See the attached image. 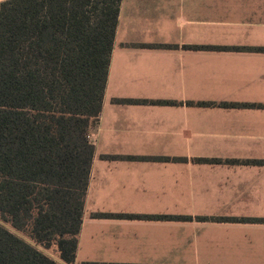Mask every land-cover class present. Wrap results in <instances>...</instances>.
Returning <instances> with one entry per match:
<instances>
[{
  "label": "crops",
  "instance_id": "obj_1",
  "mask_svg": "<svg viewBox=\"0 0 264 264\" xmlns=\"http://www.w3.org/2000/svg\"><path fill=\"white\" fill-rule=\"evenodd\" d=\"M263 47L264 0H121L73 264H264Z\"/></svg>",
  "mask_w": 264,
  "mask_h": 264
},
{
  "label": "trees",
  "instance_id": "obj_2",
  "mask_svg": "<svg viewBox=\"0 0 264 264\" xmlns=\"http://www.w3.org/2000/svg\"><path fill=\"white\" fill-rule=\"evenodd\" d=\"M120 2L0 1V264L74 263Z\"/></svg>",
  "mask_w": 264,
  "mask_h": 264
},
{
  "label": "rangeland",
  "instance_id": "obj_3",
  "mask_svg": "<svg viewBox=\"0 0 264 264\" xmlns=\"http://www.w3.org/2000/svg\"><path fill=\"white\" fill-rule=\"evenodd\" d=\"M0 1H2V0H0ZM0 224H2L5 228H7L12 233H14V234L18 235L19 237L25 239L26 241L32 242L31 239L29 238V236L27 235V233H23V232H20V231H17L15 229H13L9 223L4 222L1 219H0ZM55 248H56L55 245H52L49 249H46L45 252L48 255H51V256L53 255L54 256L55 251H56Z\"/></svg>",
  "mask_w": 264,
  "mask_h": 264
}]
</instances>
